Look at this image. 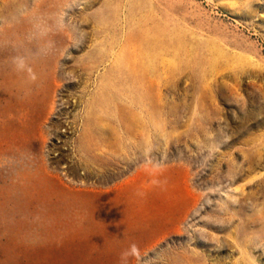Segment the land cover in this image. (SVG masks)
I'll return each instance as SVG.
<instances>
[{"label": "rangeland", "instance_id": "obj_1", "mask_svg": "<svg viewBox=\"0 0 264 264\" xmlns=\"http://www.w3.org/2000/svg\"><path fill=\"white\" fill-rule=\"evenodd\" d=\"M0 264H264V0H0Z\"/></svg>", "mask_w": 264, "mask_h": 264}, {"label": "bare ground", "instance_id": "obj_2", "mask_svg": "<svg viewBox=\"0 0 264 264\" xmlns=\"http://www.w3.org/2000/svg\"><path fill=\"white\" fill-rule=\"evenodd\" d=\"M112 3V2H111ZM110 4V3H109ZM155 4V3H154ZM123 5V4H122ZM136 5V4H135ZM137 6V5H136ZM140 6V5H139ZM111 7V6H110ZM115 7H116V5H115ZM142 7V6H141ZM140 7V8H141ZM136 8V7H135ZM112 9V8H111ZM117 10H119V9H117ZM122 10V9H121ZM143 13V12H142ZM148 14H149V12H147ZM151 13V12H150ZM155 13V12H154ZM118 14V13H117ZM141 14V13H140ZM116 15V14H115ZM138 15V14H137ZM146 15V14H145ZM151 16V15H150ZM107 17V16H106ZM111 17V16H110ZM113 17V16H112ZM118 17V16H117ZM134 17H136V16H134ZM150 18V17H149ZM151 18H152V16H151ZM112 19V18H111ZM110 19V20H111ZM115 19V18H114ZM117 20V19H116ZM102 21V20H101ZM142 21V20H141ZM100 22V21H99ZM111 22V21H110ZM115 22V21H114ZM121 22V21H120ZM139 22V21H138ZM112 23V22H111ZM140 23V22H139ZM120 24V23H119ZM106 25V24H105ZM177 25V24H176ZM108 26V25H107ZM116 26H118V25H116ZM103 27V26H102ZM123 28V27H122ZM139 29V28H138ZM178 29V28H177ZM118 30V29H117ZM119 31V30H118ZM193 31V30H192ZM99 32V31H98ZM110 32V31H109ZM181 32V31H180ZM186 32V31H185ZM190 32V31H189ZM121 33V32H120ZM105 34V33H104ZM117 34V33H116ZM99 35V34H98ZM145 36H147V35H145ZM100 37H101V35H100ZM115 37V36H114ZM141 37V36H140ZM180 37H181V35H180ZM188 37V36H187ZM191 37V36H190ZM189 37V38H190ZM146 38V37H145ZM107 39V38H106ZM176 39V38H175ZM184 39V38H183ZM102 40V39H101ZM140 40V39H139ZM144 40V39H143ZM100 41V40H99ZM115 41H116V39H115ZM205 41V40H204ZM108 42V41H107ZM180 42V41H179ZM182 42V41H181ZM112 43H114V42H112ZM121 43V42H120ZM200 43V42H199ZM98 44H100V43H98ZM102 44V43H101ZM115 44V43H114ZM181 44V43H180ZM96 45V44H95ZM193 45V44H192ZM222 45V44H221ZM226 45V44H225ZM117 46V45H116ZM141 46V45H140ZM140 46L138 47V48H140ZM182 46V45H181ZM181 46H179V47H181ZM94 47H96V46H94ZM94 47H92V48H94ZM228 47V46H227ZM91 48V49H92ZM97 48V47H96ZM95 48V49H96ZM98 48H99V46H98ZM197 48V47H196ZM196 48H195V50H196ZM225 48V47H224ZM180 50V49H179ZM233 50V49H232ZM96 51V50H95ZM100 51V50H99ZM112 51V50H111ZM177 51H178V49H177ZM181 51V50H180ZM236 51V50H235ZM238 51V50H237ZM89 52V51H88ZM90 53H91V51H90ZM228 53V52H227ZM88 54V53H87ZM111 54V53H110ZM235 54V53H234ZM233 54V55H234ZM244 54V53H243ZM84 56H86L85 54H84ZM99 56V55H98ZM103 56V55H102ZM231 56V55H230ZM250 57H252V56H250ZM139 58V57H138ZM104 59V58H103ZM102 59V60H103ZM254 59V58H253ZM185 61V60H184ZM136 62V61H135ZM253 62V61H252ZM101 64V63H100ZM188 64V63H187ZM254 64V63H253ZM184 66V65H183ZM96 67V66H95ZM254 68V67H253ZM108 71V70H107ZM84 72V71H83ZM216 75V74H215ZM89 76V75H88ZM180 76V75H179ZM180 80V79H179ZM192 80V79H191ZM194 81V80H193ZM172 83V82H171ZM70 84H72V83H70ZM203 90V89H202ZM193 91V90H192ZM203 92V91H202ZM217 93V92H216ZM219 94V93H218ZM86 101V100H85ZM84 104V103H83ZM87 106V105H86ZM160 108H162V107H160ZM159 108V109H160ZM164 111V110H163ZM99 118V117H98ZM101 118V117H100ZM80 119V118H79ZM87 119V118H86ZM90 119V118H89ZM103 119V118H102ZM84 120V119H83ZM94 122V121H93ZM104 122V121H103ZM106 122V121H105ZM88 123V122H87ZM95 123V122H94ZM182 128V127H181ZM93 129V128H92ZM170 138V137H169ZM75 144V143H74ZM260 162V161H259ZM258 165V164H257ZM232 203H230V205H231ZM231 207V206H230ZM236 247H237V245H236ZM244 249V248H243ZM244 251V250H243ZM246 254V253H245ZM246 256V255H245ZM247 257V256H246Z\"/></svg>", "mask_w": 264, "mask_h": 264}]
</instances>
